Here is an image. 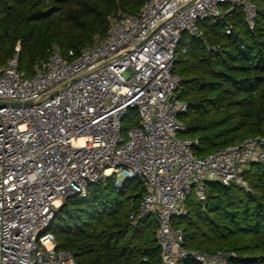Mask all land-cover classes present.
<instances>
[{
	"label": "built area",
	"instance_id": "1",
	"mask_svg": "<svg viewBox=\"0 0 264 264\" xmlns=\"http://www.w3.org/2000/svg\"><path fill=\"white\" fill-rule=\"evenodd\" d=\"M221 6L242 7L253 30L252 0H145L136 14L110 16L105 39L68 51L67 60L52 46L29 77L16 56L0 66V103L7 104L0 108V264H76L73 253L57 249L50 226L66 199L85 198L90 186L112 177L119 187L141 183L129 219L133 227L155 219L160 264L236 258L188 250L171 226L193 192L203 203L210 183L246 188L240 172L264 164V136L203 158L192 152L196 141L181 137L178 116L187 105L173 69L177 48L183 35L201 38L204 22L221 19ZM131 112L138 124L124 141Z\"/></svg>",
	"mask_w": 264,
	"mask_h": 264
},
{
	"label": "trees",
	"instance_id": "2",
	"mask_svg": "<svg viewBox=\"0 0 264 264\" xmlns=\"http://www.w3.org/2000/svg\"><path fill=\"white\" fill-rule=\"evenodd\" d=\"M144 2L0 0V66L16 56L18 70L29 77L52 46L67 60L68 51L77 54L94 37L105 39L110 16L136 14ZM252 2L253 30L236 7L204 22L201 38L183 35L178 45L173 69L179 100L187 105L178 116L181 137L196 141L192 152L198 158L264 136V0ZM240 177L246 188L210 183L205 202L189 197L171 226L183 232L188 250L234 252L230 264H264V164H250ZM115 181L98 182L85 198L63 202L50 226L57 249L73 253L76 264H160L155 219L139 220L136 227L129 219L141 201V183L117 188Z\"/></svg>",
	"mask_w": 264,
	"mask_h": 264
},
{
	"label": "rangeland",
	"instance_id": "3",
	"mask_svg": "<svg viewBox=\"0 0 264 264\" xmlns=\"http://www.w3.org/2000/svg\"><path fill=\"white\" fill-rule=\"evenodd\" d=\"M231 9H230V7H226V6H221L220 7V11H221V13L222 14H224V13H226V12H229ZM66 60V59H65ZM134 120H137V116L135 115V114H130V116L129 117H127L124 121H123V123H122V137H123V139H124V141L126 140V131L128 130V129H130L131 127H132V123L134 122ZM121 182V179L119 178V179H117V182L115 181V186L118 188L119 187V183ZM138 182V180H134V184H136ZM192 197H194V192H193V194H192Z\"/></svg>",
	"mask_w": 264,
	"mask_h": 264
},
{
	"label": "water",
	"instance_id": "4",
	"mask_svg": "<svg viewBox=\"0 0 264 264\" xmlns=\"http://www.w3.org/2000/svg\"><path fill=\"white\" fill-rule=\"evenodd\" d=\"M33 104H34V103H26L25 106H30V105H33ZM5 106H7L6 103H0V108H3V107H5ZM11 106L20 107L19 104H11ZM74 197H76V196H74Z\"/></svg>",
	"mask_w": 264,
	"mask_h": 264
}]
</instances>
